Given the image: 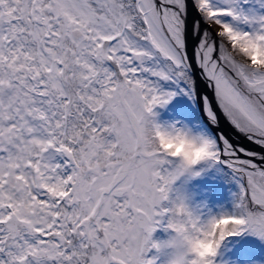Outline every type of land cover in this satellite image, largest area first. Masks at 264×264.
I'll use <instances>...</instances> for the list:
<instances>
[{
	"label": "snow or ice",
	"instance_id": "snow-or-ice-1",
	"mask_svg": "<svg viewBox=\"0 0 264 264\" xmlns=\"http://www.w3.org/2000/svg\"><path fill=\"white\" fill-rule=\"evenodd\" d=\"M208 169L236 190L203 216L170 194ZM210 217L204 264L264 240V0H0V264H164L157 228Z\"/></svg>",
	"mask_w": 264,
	"mask_h": 264
},
{
	"label": "rangeland",
	"instance_id": "rangeland-1",
	"mask_svg": "<svg viewBox=\"0 0 264 264\" xmlns=\"http://www.w3.org/2000/svg\"><path fill=\"white\" fill-rule=\"evenodd\" d=\"M188 100L182 95H177L163 109L157 108V119L159 121H170L174 118H194L193 109L191 110ZM212 174L200 175L197 177H181L174 182V191L172 196L180 195L184 197L185 203L194 213L207 216L215 214L221 209L230 210L232 207V195L227 194V188L219 185L223 183L231 187L232 182L223 172H215ZM220 175V178L219 176ZM216 177V178H215ZM221 179V180H219ZM169 232H165L163 228H157L152 234L154 241H161L168 238ZM248 233L239 236L227 237L221 242L217 256L214 258V264H264V240L255 236L245 237ZM156 254V250L152 249L147 254L150 258ZM164 257H161L157 264H162Z\"/></svg>",
	"mask_w": 264,
	"mask_h": 264
},
{
	"label": "clouds",
	"instance_id": "clouds-1",
	"mask_svg": "<svg viewBox=\"0 0 264 264\" xmlns=\"http://www.w3.org/2000/svg\"><path fill=\"white\" fill-rule=\"evenodd\" d=\"M216 220V217H210L202 226L205 233H214V235H198L194 232H186L165 239L170 240L171 245L162 249V254L165 255L164 264H182L188 257H191L196 264H204L211 248L220 241L221 234L233 231V225L224 222L217 224ZM198 253H203V255Z\"/></svg>",
	"mask_w": 264,
	"mask_h": 264
},
{
	"label": "bare ground",
	"instance_id": "bare-ground-1",
	"mask_svg": "<svg viewBox=\"0 0 264 264\" xmlns=\"http://www.w3.org/2000/svg\"><path fill=\"white\" fill-rule=\"evenodd\" d=\"M188 102V104L190 105V102L189 101H187ZM190 107H191V110H192V106L190 105ZM212 169H208L206 172H203V173H201V175L203 176V175H206L207 173H210V174H212V171H211ZM213 170H215V172H218V171H216V169H213ZM218 173H220V172H218ZM223 174V173H222ZM219 176V178H220V175H218ZM216 178V177H215ZM219 180H221V179H219ZM222 181V180H221ZM219 185H221L222 187H223V189H224V187L225 188H227L228 190H225V192L227 193V194H230V195H232V193L236 190V186H235V184L232 182V184H231V187H228L227 185H225L224 184V182L223 183H220L219 182ZM241 235H243L244 236V233H241ZM252 236V235H251ZM245 237H250V234H247Z\"/></svg>",
	"mask_w": 264,
	"mask_h": 264
}]
</instances>
